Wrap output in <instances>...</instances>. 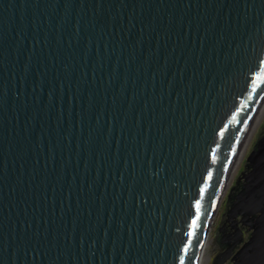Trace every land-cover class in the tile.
<instances>
[{"label": "water", "instance_id": "1", "mask_svg": "<svg viewBox=\"0 0 264 264\" xmlns=\"http://www.w3.org/2000/svg\"><path fill=\"white\" fill-rule=\"evenodd\" d=\"M263 101L264 0H0V264H200Z\"/></svg>", "mask_w": 264, "mask_h": 264}, {"label": "flooded vegetation", "instance_id": "2", "mask_svg": "<svg viewBox=\"0 0 264 264\" xmlns=\"http://www.w3.org/2000/svg\"><path fill=\"white\" fill-rule=\"evenodd\" d=\"M263 138H264V126L257 134L251 148L243 154L242 159L240 161L241 165H239L238 163L240 167L239 171L233 173L232 179L229 183L226 195L223 200L225 202V209L222 212L221 218L219 220V223L221 225L219 227H216L217 229L216 234L220 233L221 235L226 236L227 243L222 244L221 237L218 235L214 238V240H216L217 243L215 244V250H214L215 254L213 257V261L218 254L226 250H229L228 259L224 264H238L237 260H238L239 252L244 247L246 242L250 240L252 236V233L254 231L253 221L247 218L244 220L243 214H239L236 217L230 218L226 213L230 202L228 198L230 197L231 194L234 195L236 193H239L243 189V186L246 183L245 174L250 172L253 168L251 162H248V157L252 152V150L255 148L256 144L260 142ZM224 202H222V204ZM257 215H259V213L252 214L251 217L252 216L256 217Z\"/></svg>", "mask_w": 264, "mask_h": 264}, {"label": "rangeland", "instance_id": "3", "mask_svg": "<svg viewBox=\"0 0 264 264\" xmlns=\"http://www.w3.org/2000/svg\"><path fill=\"white\" fill-rule=\"evenodd\" d=\"M263 126H264V112H263V115H262L261 119L258 121V123L256 124L255 128L253 129V131L249 135L244 149L240 152L241 153L240 154L241 158L239 157L237 159V161H236L237 165H236V167L234 169L235 173L239 171V168H240L239 165H241L240 161L242 159L243 154L247 150H249L251 148V146H252L257 134L263 128ZM238 163H239V165H238ZM224 209H225V202L221 205V207H220V209H219V211L217 213L216 219L214 220V223L212 225V229H211V232H210V235H209V239H208V241H207V243H206V245L204 247L205 248V254L208 256V263L207 264H212V262H213V257H214V254H215V251H214L215 250V244L217 243L216 240H214V238L217 235L221 237L220 233L216 234V230H217L216 227H219L221 225L219 223V220L221 218V214L224 211Z\"/></svg>", "mask_w": 264, "mask_h": 264}, {"label": "bare ground", "instance_id": "4", "mask_svg": "<svg viewBox=\"0 0 264 264\" xmlns=\"http://www.w3.org/2000/svg\"><path fill=\"white\" fill-rule=\"evenodd\" d=\"M263 112H264V101L245 137V139L243 140V144H242V147H241V151L244 149L245 145H246V142H247V139L249 137V135L251 134V132L253 131V129L255 128L256 124L258 123V121L261 119L262 115H263ZM240 151V152H241ZM237 164V162L235 163V165ZM234 165V166H235ZM208 263V256L205 254V249H204V252L202 254V257H201V261H200V264H207Z\"/></svg>", "mask_w": 264, "mask_h": 264}]
</instances>
